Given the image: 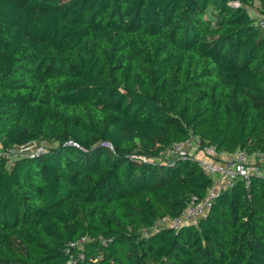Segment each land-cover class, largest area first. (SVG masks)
Returning <instances> with one entry per match:
<instances>
[{"label":"trees","instance_id":"1","mask_svg":"<svg viewBox=\"0 0 264 264\" xmlns=\"http://www.w3.org/2000/svg\"><path fill=\"white\" fill-rule=\"evenodd\" d=\"M230 1L0 0V140L57 141L0 160V264H264L263 175L152 228L214 183L168 146L264 151V0Z\"/></svg>","mask_w":264,"mask_h":264},{"label":"built area","instance_id":"2","mask_svg":"<svg viewBox=\"0 0 264 264\" xmlns=\"http://www.w3.org/2000/svg\"><path fill=\"white\" fill-rule=\"evenodd\" d=\"M229 3L235 6L240 2L231 0ZM258 22L260 27L264 29V16L260 17ZM4 146L3 141L0 140V157L10 164V157L15 152V148ZM22 148L21 151H24ZM39 153L27 154L25 152L23 156ZM177 156L195 159L203 170L213 177L214 183L208 189L204 198L198 199L192 196L176 215H166L157 219L152 228L169 227L178 229L185 225L198 224L209 216L211 204L221 190L229 188L239 178L248 180L252 174L264 176V151L249 152L241 148L235 151L221 150L213 143H203L196 135H191L188 139L173 143L162 152V157L172 158ZM149 230L150 228H145V231Z\"/></svg>","mask_w":264,"mask_h":264},{"label":"rangeland","instance_id":"3","mask_svg":"<svg viewBox=\"0 0 264 264\" xmlns=\"http://www.w3.org/2000/svg\"><path fill=\"white\" fill-rule=\"evenodd\" d=\"M255 10V14L262 17L264 15L261 14V12H259L260 9V4L258 2H256L255 6L253 7ZM100 143H105L104 141H99ZM23 143V144H22ZM22 143H14V144H10V145H5L4 147H9V148H15V152H13V155L11 154L10 157V164L7 163L6 160H4L3 158L0 157V160L4 161V168L6 171H10L12 165H14L16 159L22 158L23 153L27 152L28 153H39L41 151H44L46 148L48 147H53L54 145H56L57 141L51 143V142H46V141H38V140H32L30 142H22ZM23 146V148H22ZM24 151H21V148ZM154 160H162V158L157 159V158H152ZM93 240V238L87 236L85 237L81 242H80V247L83 249L84 247H87L88 244L87 243H91Z\"/></svg>","mask_w":264,"mask_h":264}]
</instances>
